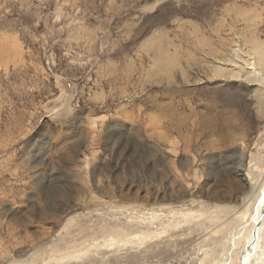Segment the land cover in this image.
Wrapping results in <instances>:
<instances>
[{
  "label": "rangeland",
  "instance_id": "obj_1",
  "mask_svg": "<svg viewBox=\"0 0 264 264\" xmlns=\"http://www.w3.org/2000/svg\"><path fill=\"white\" fill-rule=\"evenodd\" d=\"M255 41L264 0H0V264L213 260L207 196L264 175L263 88L215 71Z\"/></svg>",
  "mask_w": 264,
  "mask_h": 264
},
{
  "label": "bare ground",
  "instance_id": "obj_2",
  "mask_svg": "<svg viewBox=\"0 0 264 264\" xmlns=\"http://www.w3.org/2000/svg\"><path fill=\"white\" fill-rule=\"evenodd\" d=\"M233 53L218 60L216 73L227 79H243L263 88L258 95L260 111L264 112V42L255 41L251 50L235 48ZM219 126L216 123L211 129L217 130ZM253 167L252 173L258 176L255 164ZM249 184L250 187L243 186V195L240 197L222 192L221 188L220 193L217 191L214 195L207 196L216 201L209 205L210 209L217 212L216 229H228L231 225L233 231L223 234L225 236L219 239V243L216 241L212 248V252H215L214 259L206 264H237L239 261L242 264H264V175L256 184Z\"/></svg>",
  "mask_w": 264,
  "mask_h": 264
}]
</instances>
